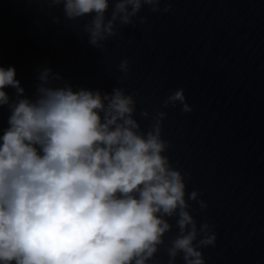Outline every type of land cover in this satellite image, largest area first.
Wrapping results in <instances>:
<instances>
[{
	"label": "clouds",
	"instance_id": "9594fccd",
	"mask_svg": "<svg viewBox=\"0 0 264 264\" xmlns=\"http://www.w3.org/2000/svg\"><path fill=\"white\" fill-rule=\"evenodd\" d=\"M42 2L62 8L69 21L90 16L82 31L103 50L121 26L146 22L139 16L144 6L158 13L164 0ZM119 70L129 72L127 59ZM61 80L44 68L29 98L15 68L0 66V108L10 111L0 135V264H148L161 246L168 264L178 257L183 264H206L202 249L214 246L217 236L214 225H198L190 211L189 201L201 210L207 202L196 190L186 199L185 174L164 154L167 112L141 111L153 121L145 132L134 118L137 93L73 90ZM178 103L182 112L192 111L182 88L161 109ZM172 218L178 232L166 245Z\"/></svg>",
	"mask_w": 264,
	"mask_h": 264
}]
</instances>
